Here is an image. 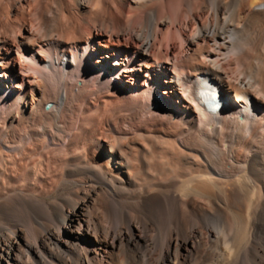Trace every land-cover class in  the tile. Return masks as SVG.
<instances>
[{
    "label": "bare ground",
    "instance_id": "obj_1",
    "mask_svg": "<svg viewBox=\"0 0 264 264\" xmlns=\"http://www.w3.org/2000/svg\"><path fill=\"white\" fill-rule=\"evenodd\" d=\"M12 49L0 264H264V0H0Z\"/></svg>",
    "mask_w": 264,
    "mask_h": 264
},
{
    "label": "rangeland",
    "instance_id": "obj_2",
    "mask_svg": "<svg viewBox=\"0 0 264 264\" xmlns=\"http://www.w3.org/2000/svg\"><path fill=\"white\" fill-rule=\"evenodd\" d=\"M161 1L164 2V0H161ZM107 22L109 24H111L112 23V20L109 19ZM0 55L5 56V60H7V61L8 60L11 61L12 58H16V53H15V51L13 49H12V51H9L8 53H6L5 50H0ZM93 55L94 56H97V54H94V53H93ZM123 57H125V56H123ZM13 60L16 61V59H13ZM91 64H93V66ZM87 66L90 67V68L92 67V69H96L95 71H97V70H99V68H100L101 65H99V64H97L95 62L93 63V61L92 62L90 61V63L89 62L87 63ZM0 79H1V77H0ZM142 81H144V77L142 75L138 76L137 78L136 77L129 76V77H127V80L125 81L124 84L126 86H128V87H130V86H139V85H137L138 82H142ZM18 82H19V80L17 81V79H13V80L7 79L6 80V85L11 86V88L15 90L16 87H13V85L17 84ZM4 89H5V84H3L2 83V80H0V91L1 90H4ZM154 98H156L157 101H158V104L155 103L156 104V107H158V106L161 107L165 103V101L167 99L166 95L163 92L160 91V88H158L155 91ZM228 101L231 102L230 99ZM32 108L34 109L35 106L33 105ZM102 144H103V142H102ZM102 146L104 147V150H106V151H103L102 153H100V154L103 155V154H106L105 152H107V148H106L105 144H103ZM65 237L68 238L70 241H74V242L77 241L78 239H82L83 241H86L87 243H90L89 240H91L87 236L85 237V236L79 235L76 232H70L68 230L66 231ZM239 255H241V253ZM238 258L240 259L241 257H238ZM239 259L235 263H237V264H239V263L240 264H250V263H247L249 261L246 258H244L242 261H241V259L240 260ZM245 260H247V261H245Z\"/></svg>",
    "mask_w": 264,
    "mask_h": 264
}]
</instances>
